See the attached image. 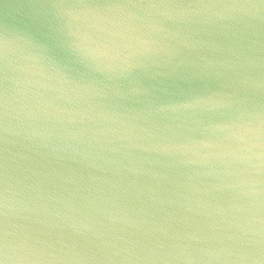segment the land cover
Masks as SVG:
<instances>
[{
    "label": "water",
    "instance_id": "1",
    "mask_svg": "<svg viewBox=\"0 0 264 264\" xmlns=\"http://www.w3.org/2000/svg\"><path fill=\"white\" fill-rule=\"evenodd\" d=\"M0 264H264V0H0Z\"/></svg>",
    "mask_w": 264,
    "mask_h": 264
}]
</instances>
